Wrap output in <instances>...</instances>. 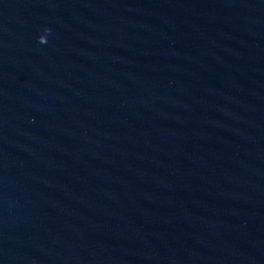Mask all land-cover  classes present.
I'll return each instance as SVG.
<instances>
[{
  "label": "water",
  "instance_id": "water-1",
  "mask_svg": "<svg viewBox=\"0 0 264 264\" xmlns=\"http://www.w3.org/2000/svg\"><path fill=\"white\" fill-rule=\"evenodd\" d=\"M0 264H264V0H0Z\"/></svg>",
  "mask_w": 264,
  "mask_h": 264
}]
</instances>
